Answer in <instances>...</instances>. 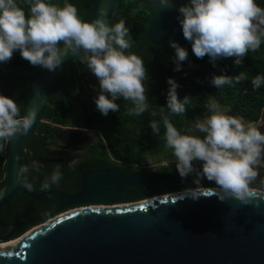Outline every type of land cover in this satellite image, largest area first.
Instances as JSON below:
<instances>
[{
	"label": "clouds",
	"instance_id": "1",
	"mask_svg": "<svg viewBox=\"0 0 264 264\" xmlns=\"http://www.w3.org/2000/svg\"><path fill=\"white\" fill-rule=\"evenodd\" d=\"M26 3L27 15L16 0H0V63L9 62L18 50L32 66L55 71L71 54L86 64L99 81L95 104L102 115L119 112L116 101L120 99L134 105L128 109L130 116H142L148 111L145 63L140 56L127 51L132 45L124 20L110 26L107 11L101 8L97 18L85 21L68 0H64L62 7L47 0H26ZM159 3L162 8L172 6L171 0H159ZM178 11L183 36L191 42L197 58L207 55L213 63L217 59L234 58L233 66L239 67L250 50L255 52L264 43V7L256 0H190ZM170 45L175 50L174 71H180L188 52L175 41H170ZM246 79L243 72L236 76L214 75L211 84L220 88ZM167 83L168 114L161 107L164 128L161 138L165 147L172 150L181 179L195 174L196 187L187 189L191 197L199 198L204 187L201 182L206 179L214 182L220 201L236 200L242 206L259 209L264 199V177L259 171L264 167V132L255 123H245L243 118L228 114V109H222L210 98L206 106L209 114L202 120L197 119L194 129L182 133L169 116L185 114L190 97L180 100L178 83L172 78ZM251 83L254 89L260 88L264 85V76L256 75ZM36 116L34 107L21 115L14 99L0 94V151L18 135H26ZM149 127L153 135L160 137V123L151 120ZM32 167L39 171L35 162ZM29 170L28 165L20 166L16 178L23 187L32 190L26 176ZM61 179L57 165L42 182L41 191Z\"/></svg>",
	"mask_w": 264,
	"mask_h": 264
},
{
	"label": "water",
	"instance_id": "2",
	"mask_svg": "<svg viewBox=\"0 0 264 264\" xmlns=\"http://www.w3.org/2000/svg\"><path fill=\"white\" fill-rule=\"evenodd\" d=\"M137 1L149 15L146 35L151 43L175 52L170 45L175 41L188 57H196L177 19L179 7L190 0H171L170 9L159 0ZM121 2L93 0L87 21L104 8L111 26ZM77 59L69 54L55 71L41 70L23 108L27 114L34 107L36 121L5 147L0 211L19 196L49 208L0 232V243L10 241L0 245V264H264V199L257 209L236 200L222 202L215 188H201L194 200L188 190L169 193L164 177L115 169L83 172L74 194H37L17 182L23 148L39 128L53 86ZM261 122L264 130V116ZM85 132L73 128L57 135L79 139Z\"/></svg>",
	"mask_w": 264,
	"mask_h": 264
},
{
	"label": "trees",
	"instance_id": "3",
	"mask_svg": "<svg viewBox=\"0 0 264 264\" xmlns=\"http://www.w3.org/2000/svg\"><path fill=\"white\" fill-rule=\"evenodd\" d=\"M18 6L25 10L26 15L29 7L26 0H16ZM47 2L63 6L64 0H47ZM78 9V15L87 21L93 0H68ZM256 3L264 7V0H256ZM120 20L125 21L130 30L131 47L128 52L137 54L145 63L146 95L150 105L148 111L142 116L128 115V109L133 107L131 101L117 100L119 112H109L107 116L94 108L91 113L82 100L79 117V125L89 131L92 136L89 141L82 145L84 152L81 159L75 165L69 166L65 162H45L47 154L46 143L62 127L73 124L71 115L74 113V102L72 101L76 87V75L80 74L86 67L79 59L71 63L55 82L48 103L45 106L42 121L37 132L28 140L21 154L20 166L28 165L29 173L26 174L27 182L32 184L33 192L41 194L50 190H61L68 194H74L80 189V177L83 172L97 169H115L126 175L130 174H153L166 178L168 192L175 193L187 190L186 179H181L178 171L164 173H150L145 169L150 156L159 154L165 149L163 136L164 128L161 120V107L164 114H168L167 91L169 78L174 79L179 87L178 97L183 100L185 96L190 97L183 115H170L173 125L182 133L193 128L197 119L202 120L207 111L210 98H214L221 106L230 107L246 122H257L264 116V85L254 89L251 83L256 75L264 76V43L253 52L249 51L239 67L233 66L234 58L217 59L213 63L209 56L202 59L188 57L181 64L180 71H174L175 52L151 43L146 35L149 15L143 10L137 0H122L113 24ZM196 68L189 73L187 69ZM43 68L32 66L24 60L19 51H14L12 59L7 63H0V94L13 98L23 115L25 101L31 91L32 85ZM241 72L247 75V79L234 85H224L217 88L211 84V78L219 75L236 76ZM155 113V115H152ZM156 120L161 125L160 137L153 135L149 127L150 121ZM196 135L203 136L199 132ZM92 139H96L91 141ZM172 153V150L169 149ZM6 154L0 151V188L5 181ZM35 162L39 171L33 169ZM60 166L62 179L58 184H52L46 191H41V184L46 177H50L56 166ZM194 175V174H193ZM195 178L190 180L192 188ZM202 185L208 181L204 179ZM130 192V189L124 188ZM148 194L146 197H151ZM49 207L47 203L36 202L27 196H19L5 209L0 211V232L9 225L23 222ZM28 227H31L28 226ZM21 230V232L28 229Z\"/></svg>",
	"mask_w": 264,
	"mask_h": 264
},
{
	"label": "flooded vegetation",
	"instance_id": "4",
	"mask_svg": "<svg viewBox=\"0 0 264 264\" xmlns=\"http://www.w3.org/2000/svg\"><path fill=\"white\" fill-rule=\"evenodd\" d=\"M146 82L147 81L144 82L145 85ZM75 93L76 94L74 95L72 101L74 102V100L76 99L78 100V95L81 96L83 101L86 103L89 111L92 113L94 111L93 109L96 108L95 99L98 97L99 94V81L94 76V74H92L87 69V66L80 74L76 75ZM73 127L75 128V126L72 125L62 127L61 130L73 129ZM76 128L84 129L81 126L80 127L78 126ZM84 130L86 131V129ZM86 132L87 133H84L82 137H80L79 139L72 138V135L70 134L68 135L55 134L53 138H50L48 143H46L47 154L44 158V163L65 162L69 166L77 164L84 152V147L82 145L84 144V142L87 143L89 141V136H92L90 132L88 131ZM130 190H131L130 192H133L132 189Z\"/></svg>",
	"mask_w": 264,
	"mask_h": 264
},
{
	"label": "rangeland",
	"instance_id": "5",
	"mask_svg": "<svg viewBox=\"0 0 264 264\" xmlns=\"http://www.w3.org/2000/svg\"><path fill=\"white\" fill-rule=\"evenodd\" d=\"M196 67L193 66L189 69L186 70L185 73H189L191 72L192 70H194ZM145 82V81H144ZM211 99H214V98H211ZM82 100L79 99V100H74V113L71 115L72 117V120H73V124L72 126H75L74 129H80V128H76V127H80L79 125V120L77 117H79L78 115H80L81 111L84 110L83 107H82ZM95 106V105H94ZM93 106V108H94ZM222 109H228L229 112L228 114L230 115H235V116H238L240 117L235 111H233L230 107H226V106H221ZM83 112V111H82ZM208 111H206V115H208ZM204 116V117H205ZM242 118V117H241ZM244 121V120H243ZM245 123H247L246 121H244ZM257 125L258 128H260V130L262 132H264V130L262 129V122L261 120L257 121V122H253ZM194 125L193 124V128H194ZM81 130H84V129H81ZM87 131V130H86ZM89 132V131H88ZM87 133V132H85ZM82 137V135H81ZM90 137V136H89ZM88 138V137H87ZM78 139V138H77ZM96 139H92L91 141H94ZM197 167H199V164L197 163L196 164ZM145 169L147 171H149L150 173H164V172H169V171H177L176 169V166H175V157L174 155L171 153V151L169 149H165L163 152L159 153V154H156V155H153V156H150L149 158V162L147 164V166L145 167ZM260 171V175L261 177H264V167H261L259 169ZM195 178V174H190L188 177H187V181H186V186H187V189L188 188H192L191 184H190V180L192 178ZM259 183V180L257 181V184ZM202 188H215V184L214 182H209Z\"/></svg>",
	"mask_w": 264,
	"mask_h": 264
},
{
	"label": "bare ground",
	"instance_id": "6",
	"mask_svg": "<svg viewBox=\"0 0 264 264\" xmlns=\"http://www.w3.org/2000/svg\"><path fill=\"white\" fill-rule=\"evenodd\" d=\"M118 205H126V204H118ZM118 205H115V206H118ZM36 228V227H35ZM34 229V228H33ZM32 229V230H33ZM30 232V231H29ZM15 240V239H14ZM12 241V240H11ZM8 242H10V241H8ZM8 242H5V243H0V245H3V244H6V243H8Z\"/></svg>",
	"mask_w": 264,
	"mask_h": 264
}]
</instances>
